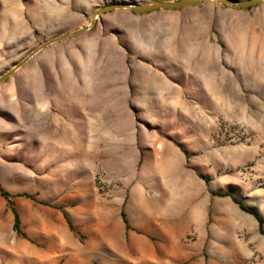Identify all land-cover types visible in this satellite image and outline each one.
<instances>
[{
	"label": "rangeland",
	"instance_id": "374dc122",
	"mask_svg": "<svg viewBox=\"0 0 264 264\" xmlns=\"http://www.w3.org/2000/svg\"><path fill=\"white\" fill-rule=\"evenodd\" d=\"M24 1L29 34L0 36V75L88 25L99 6L131 0ZM244 10L263 17L264 1L245 9L206 0L107 11L0 85V183L28 236L29 224L56 223L70 202L87 224L101 197L135 187L158 196L179 170L239 195L264 186V44L249 59L230 57L221 35L233 33V12ZM236 21L238 29L245 22ZM13 222L0 193V238H8L0 239V264H21L12 257ZM25 239L21 249L29 251Z\"/></svg>",
	"mask_w": 264,
	"mask_h": 264
},
{
	"label": "crops",
	"instance_id": "0c3cea01",
	"mask_svg": "<svg viewBox=\"0 0 264 264\" xmlns=\"http://www.w3.org/2000/svg\"><path fill=\"white\" fill-rule=\"evenodd\" d=\"M233 18V33L227 38L223 29L221 34L228 40L229 56L249 59L254 46L264 44V16L251 17L244 10L233 12ZM239 18L245 20L240 36ZM27 34L29 1L0 0V36L7 40ZM172 178V187L162 188L158 196L135 187L101 197L95 204L102 209L91 206L87 224L81 223L78 206L63 202L68 205L59 209L56 223L29 224V236L22 229L26 237L16 232L10 237L15 239L12 257L21 264H264V234L254 213L243 210L231 196L213 194L217 188L203 186L193 172L179 170ZM75 185L80 188L81 183ZM219 187L225 191V184ZM235 195L261 216L264 228V186ZM63 210L85 231L84 238L70 228ZM25 238L29 251L21 249Z\"/></svg>",
	"mask_w": 264,
	"mask_h": 264
},
{
	"label": "water",
	"instance_id": "95a60500",
	"mask_svg": "<svg viewBox=\"0 0 264 264\" xmlns=\"http://www.w3.org/2000/svg\"><path fill=\"white\" fill-rule=\"evenodd\" d=\"M204 1L206 0H153L147 3H140L138 1L131 0V1H113L111 3L101 5L97 9H95L93 18L88 25L82 26L74 31H71L55 39L47 41L46 43L42 44L40 47L32 51L30 54H28L19 63L15 64L12 68L1 74L0 85L5 83L19 68H21L32 56H34L41 49L45 48L46 46H48L53 42L62 40L64 38L72 37L92 29L93 26L97 23V20L100 19L101 14L107 11L120 9V8H129L135 13L150 12L156 9L176 10ZM217 1H219L222 4L232 5L233 7L238 9H245L255 6L263 2L264 0H217Z\"/></svg>",
	"mask_w": 264,
	"mask_h": 264
},
{
	"label": "trees",
	"instance_id": "16d2710c",
	"mask_svg": "<svg viewBox=\"0 0 264 264\" xmlns=\"http://www.w3.org/2000/svg\"><path fill=\"white\" fill-rule=\"evenodd\" d=\"M0 193L1 195L7 200V205L8 207L11 209L13 215H14V222H13V227H14V230L17 231L20 235L26 237L27 234L26 232H24L22 229H21V217H20V214L17 210V208L15 207V203L14 201L12 200L11 198V195L10 193L3 187L1 186V183H0ZM213 194L215 195H219V196H231V198L233 199V201L235 203H237L243 210L247 211V212H250V213H254L255 216L258 218L259 222H260V226H261V232L264 234V228H263V219L261 218V216H259L258 214L255 213V211L248 207L247 205H245V203L239 199L235 194H233L232 191L230 190H225V191H215L213 192ZM20 195H24L26 197H33V195L29 194V193H21ZM122 218L126 224V227L127 228H130V224H129V221H128V218L126 216V213L124 212V210H122ZM63 215L65 217V219L67 220L70 228L75 232V233H78L69 214L63 210Z\"/></svg>",
	"mask_w": 264,
	"mask_h": 264
},
{
	"label": "bare ground",
	"instance_id": "6f19581e",
	"mask_svg": "<svg viewBox=\"0 0 264 264\" xmlns=\"http://www.w3.org/2000/svg\"><path fill=\"white\" fill-rule=\"evenodd\" d=\"M74 155H76V153Z\"/></svg>",
	"mask_w": 264,
	"mask_h": 264
}]
</instances>
